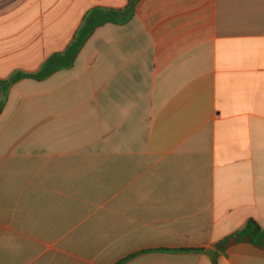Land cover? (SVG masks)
<instances>
[{"label": "crops", "instance_id": "obj_1", "mask_svg": "<svg viewBox=\"0 0 264 264\" xmlns=\"http://www.w3.org/2000/svg\"><path fill=\"white\" fill-rule=\"evenodd\" d=\"M126 4L0 0V80ZM248 220L264 229V0H139L70 69L9 89L0 264H264L216 249Z\"/></svg>", "mask_w": 264, "mask_h": 264}, {"label": "trees", "instance_id": "obj_2", "mask_svg": "<svg viewBox=\"0 0 264 264\" xmlns=\"http://www.w3.org/2000/svg\"><path fill=\"white\" fill-rule=\"evenodd\" d=\"M138 1L139 0H127L125 8L119 11L101 8L92 9L84 16L81 26L63 52L49 56L36 72L26 73L16 71L7 79L0 80V113L4 107L7 93L14 84L24 79L43 81L57 71L70 69L74 64L76 56L95 29L108 23L117 25L127 23L132 18L135 5ZM239 243H246L259 250H264V229L254 220H248L240 231L220 241L216 245V249L223 252L229 246ZM172 251L189 252L195 250L179 249ZM131 257L133 256L120 260L117 264H122ZM215 261L216 258L213 256L211 258V263L215 264Z\"/></svg>", "mask_w": 264, "mask_h": 264}]
</instances>
